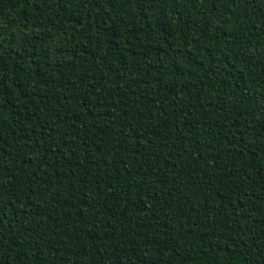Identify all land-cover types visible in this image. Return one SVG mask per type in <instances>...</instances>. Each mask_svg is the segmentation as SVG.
<instances>
[{"label": "trees", "instance_id": "1", "mask_svg": "<svg viewBox=\"0 0 264 264\" xmlns=\"http://www.w3.org/2000/svg\"><path fill=\"white\" fill-rule=\"evenodd\" d=\"M0 264H264V0H0Z\"/></svg>", "mask_w": 264, "mask_h": 264}]
</instances>
